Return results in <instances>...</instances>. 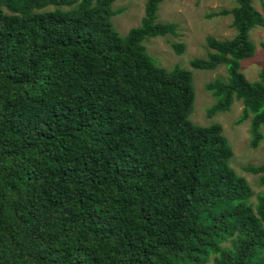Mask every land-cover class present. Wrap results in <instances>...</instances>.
Instances as JSON below:
<instances>
[{
	"label": "trees",
	"instance_id": "16d2710c",
	"mask_svg": "<svg viewBox=\"0 0 264 264\" xmlns=\"http://www.w3.org/2000/svg\"><path fill=\"white\" fill-rule=\"evenodd\" d=\"M114 1L0 0V264H264V162L243 166L263 188L252 204L222 125L189 118L192 71L146 51V37L180 35L156 20L163 0L125 35ZM235 1L209 14L231 15L235 34L207 35L190 66L226 65L205 83L206 115L240 100L256 148L264 69L250 81L240 61L264 17Z\"/></svg>",
	"mask_w": 264,
	"mask_h": 264
},
{
	"label": "rangeland",
	"instance_id": "374dc122",
	"mask_svg": "<svg viewBox=\"0 0 264 264\" xmlns=\"http://www.w3.org/2000/svg\"><path fill=\"white\" fill-rule=\"evenodd\" d=\"M146 0H115L113 9H120L121 12L111 16L113 27L121 34L125 35L132 27L140 25L144 14ZM253 6L263 13L264 0H251ZM236 5L235 0H163L157 10L158 22H177L178 37L171 35H157L146 37L143 44L146 51L161 66L171 69L175 65L187 68L192 71V85L194 90L193 108L189 115L191 121L199 125H209L218 122L223 127V133L227 137L233 155L230 165L243 175L249 182L254 194L250 201L256 203V195L262 191L259 184L258 175L251 174L243 169L246 164H260L264 162V138L256 148L249 146L250 119L237 124L235 120L241 114L242 104L240 100H234L230 108L220 111L212 117H207L206 109L214 102V98L205 89V83L216 78L226 79V65L222 64L215 69H195L190 66V61L194 57H205L207 52L206 36L212 35L218 39L231 38L235 34V29L231 24V15L209 14L220 8H231ZM249 40L254 45V53L250 57H245L240 61V71L244 73L250 81L259 78V72L264 69V23L254 25L249 30ZM171 41H179L185 44L182 54H176L170 46ZM260 130L264 133V124ZM206 264H213L210 259Z\"/></svg>",
	"mask_w": 264,
	"mask_h": 264
}]
</instances>
